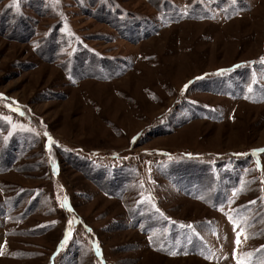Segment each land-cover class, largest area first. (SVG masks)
I'll return each mask as SVG.
<instances>
[{"label":"rangeland","instance_id":"obj_1","mask_svg":"<svg viewBox=\"0 0 264 264\" xmlns=\"http://www.w3.org/2000/svg\"><path fill=\"white\" fill-rule=\"evenodd\" d=\"M262 58L264 0H0V264H264Z\"/></svg>","mask_w":264,"mask_h":264},{"label":"snow or ice","instance_id":"obj_2","mask_svg":"<svg viewBox=\"0 0 264 264\" xmlns=\"http://www.w3.org/2000/svg\"><path fill=\"white\" fill-rule=\"evenodd\" d=\"M14 2H15V0H14ZM233 2H235V0H233ZM262 62H264V58H262ZM260 151H264V149H261ZM236 243L237 244L240 243V234L237 235ZM172 255H176V253H172Z\"/></svg>","mask_w":264,"mask_h":264}]
</instances>
